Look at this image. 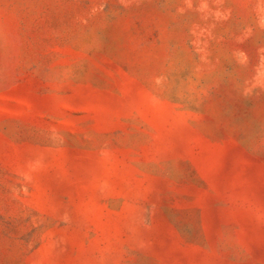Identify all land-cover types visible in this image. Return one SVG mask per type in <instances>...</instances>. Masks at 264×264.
Masks as SVG:
<instances>
[{
    "label": "rangeland",
    "instance_id": "1",
    "mask_svg": "<svg viewBox=\"0 0 264 264\" xmlns=\"http://www.w3.org/2000/svg\"><path fill=\"white\" fill-rule=\"evenodd\" d=\"M0 264H264V0H0Z\"/></svg>",
    "mask_w": 264,
    "mask_h": 264
}]
</instances>
